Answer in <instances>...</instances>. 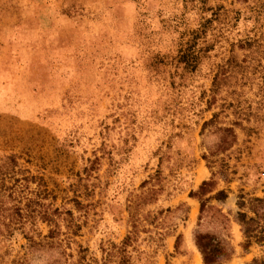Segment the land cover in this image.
I'll use <instances>...</instances> for the list:
<instances>
[{
	"label": "rangeland",
	"instance_id": "374dc122",
	"mask_svg": "<svg viewBox=\"0 0 264 264\" xmlns=\"http://www.w3.org/2000/svg\"><path fill=\"white\" fill-rule=\"evenodd\" d=\"M10 153L58 235L0 264H203L195 231L264 264V0H0Z\"/></svg>",
	"mask_w": 264,
	"mask_h": 264
},
{
	"label": "trees",
	"instance_id": "16d2710c",
	"mask_svg": "<svg viewBox=\"0 0 264 264\" xmlns=\"http://www.w3.org/2000/svg\"><path fill=\"white\" fill-rule=\"evenodd\" d=\"M15 166L16 156L12 153L5 155L0 161V249L4 246L5 241L14 234H20L28 244H39L32 238L34 231L37 229L38 221L49 226L47 233L42 235L44 239H53L58 235L56 209H51L50 204L39 202L37 200L38 194L29 188V183L35 182L37 177L30 174L27 169L15 168ZM209 184L210 181H201L195 194L203 195ZM36 185L40 186L38 182H36ZM32 193L34 196H30ZM221 195H223V191L218 190L213 197L219 198ZM42 198L44 197L41 196ZM253 201L256 203L264 202V196L262 198L255 197ZM202 204L201 201L200 210ZM255 214L247 217L245 213H239L241 217L239 220L243 226V236L245 238L242 246L245 250L251 238L256 241L262 240L259 234L260 230L251 228L257 222ZM36 234L40 235V231H36ZM48 243H52V240H49ZM193 244L203 264H221L228 260L233 253L229 243L206 231H195L193 233ZM4 253L5 250L2 249L0 258Z\"/></svg>",
	"mask_w": 264,
	"mask_h": 264
}]
</instances>
